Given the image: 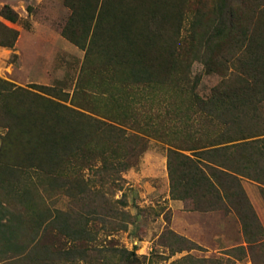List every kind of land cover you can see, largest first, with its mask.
Listing matches in <instances>:
<instances>
[{
	"label": "rangeland",
	"instance_id": "rangeland-1",
	"mask_svg": "<svg viewBox=\"0 0 264 264\" xmlns=\"http://www.w3.org/2000/svg\"><path fill=\"white\" fill-rule=\"evenodd\" d=\"M169 1L162 38L178 39L176 66L170 84L148 90L110 87L113 71L102 58H84L65 36L67 3L77 0H0V10L6 5L16 15L13 22L0 16V43L11 44L0 46V91L8 93L0 96V148L11 92L21 106L43 98L117 131L109 139L92 138L84 151L46 169L0 166V222L19 216L20 244L30 248L28 222L39 213H61L88 233L90 240L72 241L44 222L36 249L79 253L53 264H264L261 160L255 178L238 177L249 216L198 210L189 198H172L167 173L168 152L190 155L264 140V99L258 96L248 108V138L199 147L222 130L216 121L207 126L201 102L242 76L238 59L250 58L251 39H264V0ZM184 138L192 151L184 150ZM0 252V264H28L1 242Z\"/></svg>",
	"mask_w": 264,
	"mask_h": 264
},
{
	"label": "trees",
	"instance_id": "trees-1",
	"mask_svg": "<svg viewBox=\"0 0 264 264\" xmlns=\"http://www.w3.org/2000/svg\"><path fill=\"white\" fill-rule=\"evenodd\" d=\"M170 2L77 0L75 4L67 3L71 15L64 34L84 51V58L93 53L98 59L102 58L104 65L113 71L110 87L120 85L153 90L171 83L177 61L178 39L162 38L169 21L166 6ZM0 16L10 22L16 19L15 13L6 5L1 8ZM0 46L10 47L11 44L0 43ZM249 53L250 58L237 61L242 76L236 77L235 83L225 86L217 96L201 102L210 119L207 126L216 121L222 130L217 133L216 140L200 141V148L243 140L251 135L248 108L253 102H259L258 96L264 99V39H251ZM41 89L49 92L47 87ZM14 93H10L2 110L5 121L1 124L7 132L0 148V166L5 169L8 166L46 169L78 154L92 138L109 139L117 132L111 126L91 121L43 98L39 104L29 101L21 106L22 102L19 103ZM6 94L0 91L1 97H8ZM182 141L184 150H193L194 145H187L188 140ZM260 160L264 164V140L204 149L190 155L168 152L170 194L174 199H191L198 210L232 209L241 215L248 212L246 215L249 216L251 210L239 187L238 177L255 178L252 174ZM44 215L39 213L28 222L32 229L30 248L18 241L24 228L19 223V216L8 220L7 224L0 222V242L5 250H11L17 259L28 264L72 261L79 253L36 249L38 230L47 222L62 236L78 242L90 240L88 233L81 226L72 227L66 218L59 217L61 213L55 212L52 217ZM119 252L125 253L124 250Z\"/></svg>",
	"mask_w": 264,
	"mask_h": 264
}]
</instances>
